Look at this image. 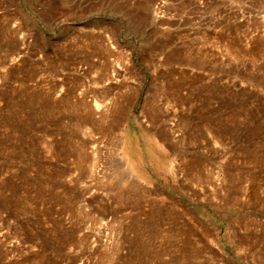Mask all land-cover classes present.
I'll return each mask as SVG.
<instances>
[{"label":"rangeland","instance_id":"rangeland-1","mask_svg":"<svg viewBox=\"0 0 264 264\" xmlns=\"http://www.w3.org/2000/svg\"><path fill=\"white\" fill-rule=\"evenodd\" d=\"M0 264H264V0H0Z\"/></svg>","mask_w":264,"mask_h":264}]
</instances>
